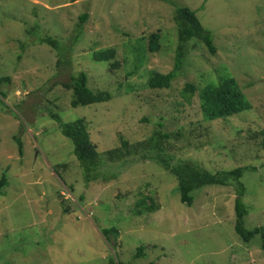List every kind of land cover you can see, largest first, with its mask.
<instances>
[{
    "label": "rangeland",
    "instance_id": "374dc122",
    "mask_svg": "<svg viewBox=\"0 0 264 264\" xmlns=\"http://www.w3.org/2000/svg\"><path fill=\"white\" fill-rule=\"evenodd\" d=\"M176 7L197 12L215 35L217 54L191 41L171 87L151 89V71L173 69ZM155 32L161 49L151 53L148 36ZM45 34L65 47L67 65L57 67L60 54L39 43ZM143 38L136 68L138 53L130 47ZM110 47L122 63L117 70L92 59ZM81 71L92 90L110 91L113 99L72 108L63 84ZM7 76L10 83L0 87V178H9L0 191V264H264L261 238L244 243L235 231L234 187H204L188 207L175 178L149 161L121 170L116 163V181L86 185L72 141L42 112L56 100L64 122L84 118L102 155L121 136L143 141L158 122L169 133L180 131L171 141L176 160L214 172L249 168L242 178L245 228L264 227V135L253 136L264 131V0H0V78ZM223 76L238 81L252 109L205 121L200 90ZM186 84L197 88L190 99ZM142 195L159 210L135 215ZM113 228L118 237L103 234Z\"/></svg>",
    "mask_w": 264,
    "mask_h": 264
},
{
    "label": "trees",
    "instance_id": "16d2710c",
    "mask_svg": "<svg viewBox=\"0 0 264 264\" xmlns=\"http://www.w3.org/2000/svg\"><path fill=\"white\" fill-rule=\"evenodd\" d=\"M88 20V14L80 16V24H84ZM174 22L177 30V46L174 57L173 69L168 73H160L151 71L148 77L147 85L151 89H169L172 83L180 75L184 65V59L187 53L188 45L191 41H199L206 46L212 56L217 54L215 46V35L213 32L206 29L199 19L197 12L189 7H176L174 14ZM32 33V30L29 31ZM38 37V35H35ZM79 36V35H78ZM145 38L135 42L131 46V50L137 52L138 68L144 60L143 41ZM39 43L51 46L60 58L57 60L58 65H67L68 59L65 58V47L61 43L49 36L43 35L37 38ZM133 42V41H132ZM161 49V34L155 32L148 36V50L151 53L159 52ZM117 48L110 47L94 51L92 59L96 62L108 65L111 70H117L121 67V62L117 59ZM20 58V57H19ZM132 72L130 75H132ZM11 78L9 76L0 78V87L3 84H9ZM66 90L71 91L72 100L70 106L77 108L80 106H89L93 104H101L110 102L113 95L110 91H94L89 86V78L86 71H81L77 75L71 77L69 83L63 84ZM197 91L193 84H186L183 95L190 99ZM7 94V93H6ZM201 110L205 121L213 122L217 120H227L234 116L248 112L252 109V104L245 96L238 81L234 77L223 76L218 83H209L200 90ZM58 99V97H55ZM56 100H48L51 106L42 108V112L46 111L47 116L57 123L59 132L72 141L74 146V155L80 163L83 173V178L86 185L104 181H116L119 178V173H115L114 164L120 163L119 169H126L128 166L137 162L155 163L171 174L177 184V191L180 195V201L184 205L191 207L194 203V194L207 186H222L234 187L236 191L235 211L236 223L235 231L244 243H250L256 237L262 240V248L264 249V227L254 229L245 228L244 220L248 215V209L243 203V198L246 194V187L242 182L244 173L249 169L247 167H238L231 170L211 171L199 164L189 160H176L172 153L171 141L182 137L180 131L172 134L164 129L163 123L158 122L153 133L143 141L130 143L124 136L120 137V145L116 148L108 150L102 155L98 146L92 141L89 124L84 118H79L72 122H64L58 112L59 105H56ZM148 121L147 119H143ZM258 135H264V131L255 133V138ZM19 145L20 152L23 151L22 140L15 137ZM264 147V138L262 140ZM9 185L8 175L5 173L0 178V191H3ZM84 197L80 198L83 201ZM68 208L65 209L68 212ZM159 210L154 198L151 196L142 195L136 203L135 215L142 216L145 214L155 213ZM103 234L107 237L115 235L118 237V229H105ZM145 248L138 249V256L144 254Z\"/></svg>",
    "mask_w": 264,
    "mask_h": 264
}]
</instances>
